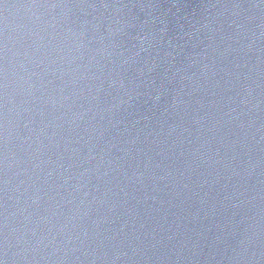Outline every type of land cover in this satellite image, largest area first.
<instances>
[{
	"label": "water",
	"instance_id": "1",
	"mask_svg": "<svg viewBox=\"0 0 264 264\" xmlns=\"http://www.w3.org/2000/svg\"><path fill=\"white\" fill-rule=\"evenodd\" d=\"M0 260L264 264V0H2Z\"/></svg>",
	"mask_w": 264,
	"mask_h": 264
},
{
	"label": "snow or ice",
	"instance_id": "2",
	"mask_svg": "<svg viewBox=\"0 0 264 264\" xmlns=\"http://www.w3.org/2000/svg\"><path fill=\"white\" fill-rule=\"evenodd\" d=\"M0 3H2V0H0ZM0 264H4V261L0 260Z\"/></svg>",
	"mask_w": 264,
	"mask_h": 264
}]
</instances>
